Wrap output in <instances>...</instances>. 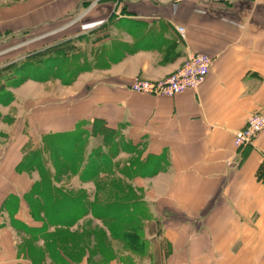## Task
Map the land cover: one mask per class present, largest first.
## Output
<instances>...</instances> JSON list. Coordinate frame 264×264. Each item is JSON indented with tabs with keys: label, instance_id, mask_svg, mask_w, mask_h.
Wrapping results in <instances>:
<instances>
[{
	"label": "crops",
	"instance_id": "crops-1",
	"mask_svg": "<svg viewBox=\"0 0 264 264\" xmlns=\"http://www.w3.org/2000/svg\"><path fill=\"white\" fill-rule=\"evenodd\" d=\"M40 30L68 32L36 52L83 47L92 66L74 80L90 79L92 89L64 109L70 116L64 122L60 113H39L52 104L48 99L34 104L25 143L12 137L14 144L0 153V264H35L23 244L47 248L55 233L53 225L30 214L24 199L40 180L37 171L22 169L27 143L37 152L54 136L78 132L88 134L92 152L102 146L110 155L128 158L140 149L141 162L153 160L156 167L150 176L133 173L132 161L109 168L141 191V197L118 201L139 205L148 219L120 235L124 245L110 248L115 256L106 264H264V128L252 145L234 144L249 117L264 112V0L0 4V41ZM81 52L76 51L77 60L84 66ZM197 52L212 58L197 89L174 97L130 91L133 80L164 79ZM28 80L65 83L58 76ZM9 200L16 206L10 208ZM56 253L64 264H89L87 258L73 261L60 247Z\"/></svg>",
	"mask_w": 264,
	"mask_h": 264
},
{
	"label": "rangeland",
	"instance_id": "rangeland-1",
	"mask_svg": "<svg viewBox=\"0 0 264 264\" xmlns=\"http://www.w3.org/2000/svg\"><path fill=\"white\" fill-rule=\"evenodd\" d=\"M8 1L10 0H0V4L5 5ZM66 31L67 30H64L60 33L50 35L52 33L45 34L47 30H40L38 32L19 34L15 38L6 37L0 41V93L8 92L12 94L14 92L9 103H0V153L14 144L12 137L19 138L16 141L18 145L25 143L27 135L30 134V127L27 123L29 108L33 107L34 104H42L49 100L52 106L50 105L46 111L40 109L39 113L45 116V113L48 112L49 117L57 116L60 113L59 115H62L60 117L63 118L64 122L65 118L70 117L68 116L69 113H66L64 109L71 108L77 102L78 98L91 91L90 79L78 82L72 80L70 82H65L63 85H59L55 81L40 84L29 81V76H26L24 72H22V67L28 62L40 64L38 62L39 58L35 59L33 57L34 53L41 52L38 50L36 52V49H39V47L44 46L46 43L48 44V42L60 37V35L65 36L68 32ZM36 39L37 41L35 43L30 44ZM82 48V46L69 45L65 49L67 52H63V56L59 58L63 59V61L58 65V71L64 72L69 69L70 66H67L69 63L66 61L70 59H74L77 63L80 61L77 60V55H79L76 53L77 50L83 51L81 54L85 55V58L88 59L87 52ZM47 49L51 50V47L44 50L49 51ZM44 50L42 51L44 52ZM64 53H68V55ZM52 54L58 53L55 51ZM87 64L88 66L90 64L92 65V62L87 60L85 65ZM46 99L48 100L45 101ZM63 110L64 114H66L65 117L62 113ZM76 135L82 139L77 143V149L75 151L73 150V144H67L65 142L69 150L68 155L69 157L72 155L75 157L78 154H83V157L85 155V161H83L87 163L89 158L93 156L91 149H89L87 145L88 134L84 136L82 133L78 132ZM117 146L118 145H116V147ZM31 148V145L29 147V143H27L22 169H25L31 175H34V171H37L36 173L41 179L44 177V173L47 172V174H49L51 168L54 173L53 178L56 179V181L54 180L55 185L58 184V187H64V190L69 191L72 197L76 198L75 203H77V205H74V208L80 211V217L78 216L79 221L77 223L69 226H53L55 231L52 236L53 242L48 245L47 248H41L40 244L33 241L23 244L25 249L27 246L31 259L35 261V264H46V258L51 259V264H64L56 253V248L60 247L73 261L79 262L87 258L89 264L108 263L115 256V254L110 251V248L115 245L119 247L123 244V242L120 241L121 239H118L120 235L127 234V231L141 228L143 220L148 219L146 210H141L134 220L127 221V223L124 221L122 222L121 219H97L91 211L86 215L83 214V200H78L79 198L77 199V197L81 196L86 198L89 200L88 204L93 202L96 204H107L111 200L113 201L116 198L119 199V196H122L123 192L128 195V198L141 197V191L134 189L133 186H130L131 184H127L126 181L123 180V176L111 174V172H109L110 167L114 165L120 167L126 161H143L145 158H142L141 150L136 149L137 155L128 158H124L125 156L113 155V165L100 167L97 178L88 180L87 178H82L80 175V177L76 176L75 173L68 168L64 169V171L59 170L61 171L60 173L57 172L51 160L53 150L49 142H44L42 148L37 150L38 154L36 160L34 159L36 151ZM107 149L108 147H96V151L106 152ZM117 149L120 150V147L118 146L116 150ZM1 158L2 156L0 160ZM59 158L61 164H66L65 159H62V157ZM1 162H3V160ZM28 162L30 164H28ZM43 164L45 167L42 166ZM144 164L146 173L153 170L154 161H147ZM47 178L49 179V176ZM127 191L132 193L128 194ZM60 211L61 210H59V212Z\"/></svg>",
	"mask_w": 264,
	"mask_h": 264
},
{
	"label": "trees",
	"instance_id": "trees-1",
	"mask_svg": "<svg viewBox=\"0 0 264 264\" xmlns=\"http://www.w3.org/2000/svg\"><path fill=\"white\" fill-rule=\"evenodd\" d=\"M66 48L64 46H55L51 48V52L45 51L44 52H38L34 53V58H39L38 62L40 64L35 63H26L24 67H22V72L26 76H29L28 78H33L37 80H45L52 76H58L63 79L64 82H70L74 80L75 75L81 71L84 68L88 67L87 59L85 60L84 66H79L77 62H75L74 59H70L66 61L69 63L67 66H70L68 69V72H60L58 71V65L63 61V59H59L63 56V52H67L65 50ZM57 52L58 54H53V52ZM49 58H45L48 54H50ZM67 54V53H64ZM44 60V61H43ZM92 65L90 64L89 67ZM73 70V71H70ZM11 96L13 97V93H0V103L7 104L11 101ZM54 139V140H53ZM79 136H77L74 133H69L66 136H54L51 138V141H49V145L51 146L53 152L51 155V160L53 161V164L55 165L57 172L64 171V169H70L74 173L77 171L79 172V175L82 178H87L88 180L95 179L98 176L100 167H106L113 165V155L109 154V152H102V151H94L92 152L93 156L89 158L87 163H85L83 154H78L75 157L72 155L69 157L68 155V146H66V143L73 144V150L75 151L77 142H79ZM66 142V143H65ZM96 152V153H95ZM35 154V153H34ZM37 152L34 155V159H37ZM65 159L66 164L60 163V158ZM84 160V161H83ZM150 161V160H149ZM153 162V160H151ZM147 162V161H146ZM146 162H131V168L133 170V173H142V175H149L152 174L155 167V163L153 165V170L150 172L145 171L144 167ZM33 163V162H32ZM36 163V162H35ZM23 164V163H22ZM28 164H30L28 162ZM39 166V165H38ZM45 167V165H42ZM35 167V166H34ZM42 168V167H41ZM39 169V168H38ZM61 170V171H59ZM41 174V172L39 171ZM54 173L50 170L49 174L44 173V177L40 180L33 183L31 186V189L26 193L25 201L28 203L30 214L33 215L37 219H41L44 225L51 224L53 226H69L72 224H75L77 220L80 217V211L75 210L74 205H77L76 198L72 197L69 191L64 190L62 187H58L55 185L56 179L53 178ZM49 176V179L47 178ZM55 180V181H54ZM131 192L128 191V194ZM122 196H119V198H125L128 197L126 193H122ZM79 198V199H78ZM78 200H83V214L86 215L91 211L94 215V217H97L99 219L103 220H118L121 219L122 222L131 221L134 220L140 212L141 207L139 205L134 206V208L129 205V202H121L116 200H111L107 204H96L95 202L89 203V200H87L84 197H77ZM133 199V198H130ZM12 200V199H11ZM9 200L8 206L10 208H13V206H16V202ZM7 207V206H6ZM59 210H61L59 212ZM42 216H44L42 218ZM64 216V217H63ZM79 216V217H78ZM23 227V226H21ZM53 242V238H52ZM57 249V248H56Z\"/></svg>",
	"mask_w": 264,
	"mask_h": 264
},
{
	"label": "built area",
	"instance_id": "built-area-1",
	"mask_svg": "<svg viewBox=\"0 0 264 264\" xmlns=\"http://www.w3.org/2000/svg\"><path fill=\"white\" fill-rule=\"evenodd\" d=\"M184 32L183 28H179ZM212 58L205 53L190 54L183 65L164 79L150 81L135 79L129 85L131 92L154 96L174 97L188 90L200 87L209 75ZM264 128V112L254 113L247 124L234 135L237 147H247L253 144L255 138Z\"/></svg>",
	"mask_w": 264,
	"mask_h": 264
}]
</instances>
